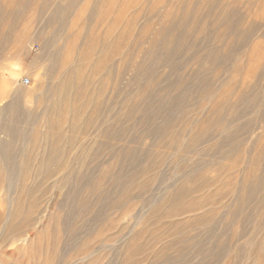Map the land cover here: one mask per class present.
Instances as JSON below:
<instances>
[{"label": "rangeland", "instance_id": "rangeland-1", "mask_svg": "<svg viewBox=\"0 0 264 264\" xmlns=\"http://www.w3.org/2000/svg\"><path fill=\"white\" fill-rule=\"evenodd\" d=\"M210 1L0 0V264H264V0Z\"/></svg>", "mask_w": 264, "mask_h": 264}, {"label": "bare ground", "instance_id": "bare-ground-1", "mask_svg": "<svg viewBox=\"0 0 264 264\" xmlns=\"http://www.w3.org/2000/svg\"><path fill=\"white\" fill-rule=\"evenodd\" d=\"M194 1V0H193ZM204 1H206V0H204ZM212 1V0H211ZM210 1V5H209V10L212 8V6H214V4H213V2H211ZM222 1V0H221ZM224 1V0H223ZM197 3V2H196ZM222 3V2H221ZM221 3H220V5H221ZM193 5L194 4V2H193V4H192V0H182V8L184 7V9L186 8V13H185V10H184V13L185 14H183V16L179 19L180 20V25H182V23H185L186 22V19H187V14L189 15L190 14V12L189 13H187L188 12V5ZM223 4V3H222ZM228 5L230 4L231 5V3H227ZM225 5V4H224ZM229 5V6H230ZM186 6V7H185ZM194 6V5H193ZM199 6V5H198ZM190 7V6H189ZM195 7V6H194ZM193 7V8H194ZM223 7V6H222ZM221 7V8H222ZM181 8V10H179V12L180 11H183V9ZM224 8V7H223ZM222 8V9H223ZM232 8H233V6H232ZM196 9H197V7H196ZM207 9H208V7H207ZM206 9V10H207ZM213 9H211V11H212ZM234 10H235V8H234ZM197 11H198V9H197ZM218 11V10H217ZM219 11H220V9H219ZM224 11V10H223ZM225 11H226V13H225ZM223 13L220 11V12H217L218 14V18H216V19H220L219 17H221V19H224V20H221V21H223V25L225 26V31L226 32H229V34L231 35L232 34V36H234V37H231V38H229L228 39V42L226 43V45L224 46V47H222L221 46V52H223V53H227L228 52V50H230V49H233L234 47H233V44H235V43H238L239 41H236V39L237 38H239V39H242V38H244V37H246V36H244L245 35V33H246V30H247V27L245 28V29H239V28H237V24H241V22L243 23V19L241 20V18H238V16H237V14L236 13H234L233 12V9H231L230 8V10L229 9H226ZM208 12V11H207ZM216 12L214 11V14H215ZM182 13H180V15H181ZM197 14V13H196ZM209 13H207V15H208ZM198 15V14H197ZM211 15V14H210ZM217 17V16H216ZM216 21H218V20H216ZM217 25V24H216ZM219 25V24H218ZM241 26L243 27L244 25L243 24H241ZM241 27V28H242ZM207 28V27H206ZM178 29H180V28H178ZM188 33H189V31H188ZM198 39H199V37H198ZM238 39V40H239ZM195 40H197V39H195ZM195 40L193 41V43L192 44H194V42H195ZM198 41V40H197ZM199 42V41H198ZM215 42V41H214ZM196 43V42H195ZM205 43H206V41H205ZM213 43V42H212ZM204 44V43H203ZM209 44V43H208ZM211 44V43H210ZM198 45V44H197ZM196 45V46H197ZM202 45V44H201ZM205 45V44H204ZM204 45H203V47H204ZM215 45H217V44H215ZM210 46V45H209ZM192 47V46H191ZM199 48H200V46H199ZM206 48V47H205ZM192 49V48H191ZM193 50V49H192ZM194 51V50H193ZM196 51H197V53H200V55L202 54V55H205V56H207L208 55V57H209V59L211 60V57L214 59V57H218V54H219V52H220V50H219V47L218 48H216V47H208L207 46V49L205 50V49H196ZM196 51H195V53H196ZM206 52V53H205ZM207 54V55H206ZM201 58V57H200ZM206 58V57H205ZM204 59V58H203ZM216 59V58H215ZM261 137V136H264V129L259 133V135H258V137Z\"/></svg>", "mask_w": 264, "mask_h": 264}, {"label": "built area", "instance_id": "built-area-1", "mask_svg": "<svg viewBox=\"0 0 264 264\" xmlns=\"http://www.w3.org/2000/svg\"><path fill=\"white\" fill-rule=\"evenodd\" d=\"M29 79H25L23 82L25 83V84H27V83H29Z\"/></svg>", "mask_w": 264, "mask_h": 264}]
</instances>
